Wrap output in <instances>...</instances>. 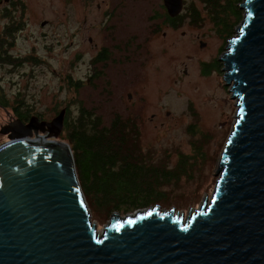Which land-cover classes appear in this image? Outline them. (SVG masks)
Here are the masks:
<instances>
[{
    "label": "rangeland",
    "instance_id": "1",
    "mask_svg": "<svg viewBox=\"0 0 264 264\" xmlns=\"http://www.w3.org/2000/svg\"><path fill=\"white\" fill-rule=\"evenodd\" d=\"M82 1H0V30L5 25L17 27L7 51L10 59L0 62V93L8 99L18 97L23 110L46 121L67 106L69 118L78 117L81 108L94 109L106 126L116 114L135 120L146 158L182 172L179 181L162 187L167 197L159 204L160 211L174 206L175 214L179 211L186 221L192 207L194 213L206 197L211 202L222 155L237 123L240 107L220 62L237 33L229 40L220 35L207 0H184L186 17L177 28L163 22L167 13L163 0H91L86 7ZM215 2L227 6V0ZM124 3L128 6L122 7ZM113 7L119 8L113 13L127 26L119 36L135 34V56L120 67L107 64L102 78L90 79L92 57L110 44L96 26L100 28ZM195 13L201 18L198 24L192 23ZM86 22H93L92 33H85ZM128 22L134 25L128 28ZM15 118L12 109L0 106V130ZM64 134L65 130L57 141L68 144ZM7 141L0 133V145ZM152 207L115 213L124 219ZM89 209L102 235L114 213L107 218L96 208Z\"/></svg>",
    "mask_w": 264,
    "mask_h": 264
},
{
    "label": "water",
    "instance_id": "2",
    "mask_svg": "<svg viewBox=\"0 0 264 264\" xmlns=\"http://www.w3.org/2000/svg\"><path fill=\"white\" fill-rule=\"evenodd\" d=\"M243 2L220 58L239 115L211 202L186 221L159 204L114 213L98 235L72 150L57 141L67 109L51 121L11 119L0 130V264H264V0ZM163 3L170 18L184 11V0Z\"/></svg>",
    "mask_w": 264,
    "mask_h": 264
},
{
    "label": "trees",
    "instance_id": "3",
    "mask_svg": "<svg viewBox=\"0 0 264 264\" xmlns=\"http://www.w3.org/2000/svg\"><path fill=\"white\" fill-rule=\"evenodd\" d=\"M243 1L236 0L235 7L232 5L234 0H227L226 7H219L215 0L206 1L210 5V16L226 40L233 37L242 21L243 12L239 4ZM225 16L226 19L223 18ZM185 17L182 13L178 18L171 19L168 13L164 14V20L175 28ZM191 18L193 24L201 22L197 13ZM234 19L237 22H230ZM3 28L0 30V62L10 59L7 51L15 41L17 30L16 26L10 25ZM23 105L18 97L8 99L0 93V106L12 109L15 117L27 122L31 114L29 110H23ZM66 109L63 140L71 147L80 185L91 209L96 208L101 215L110 218L115 212H134L166 200L162 187L179 181L182 172L179 168L156 166L146 158L140 147V133L135 120L116 114L106 126L102 116H98L94 109L88 111L81 108L76 118H69L70 109L68 106Z\"/></svg>",
    "mask_w": 264,
    "mask_h": 264
},
{
    "label": "flooded vegetation",
    "instance_id": "4",
    "mask_svg": "<svg viewBox=\"0 0 264 264\" xmlns=\"http://www.w3.org/2000/svg\"><path fill=\"white\" fill-rule=\"evenodd\" d=\"M76 0H71L72 3H75ZM91 0H83L82 3L84 6H89ZM126 4V5H124ZM122 7L128 6L127 3H124ZM121 7V8H122ZM165 8V6H164ZM119 8H114L112 10H107V13L105 15V21L101 23V26H96V29H99L101 31V36L103 37V40L109 42L110 44L108 46H103L99 50L96 51V54L94 57H92V60L90 62V66L93 67L92 72L89 74L90 79H100L105 75V68L107 67V64H118V67H120L123 62L130 58V56H135V34L131 33L130 37H127L126 39H122L121 36H119L123 30V26L125 23H121L122 21L118 18V16H115V13L117 12ZM166 10V9H165ZM167 11V10H166ZM115 12V13H113ZM118 13V12H117ZM113 18L115 21H113ZM128 20L131 19L129 16L127 18ZM172 19V18H171ZM134 21V20H133ZM163 22L172 25L169 23L166 19ZM129 25L128 28H131L134 23H126ZM173 26V25H172ZM128 28H125L127 30ZM83 29L85 33H92L93 28V22L91 23H85V26H83ZM130 34V33H129ZM93 42V39L90 38V43ZM125 53V55H124ZM126 56V57H122ZM133 94H128V99H132Z\"/></svg>",
    "mask_w": 264,
    "mask_h": 264
}]
</instances>
